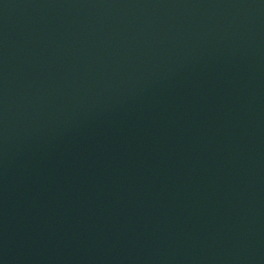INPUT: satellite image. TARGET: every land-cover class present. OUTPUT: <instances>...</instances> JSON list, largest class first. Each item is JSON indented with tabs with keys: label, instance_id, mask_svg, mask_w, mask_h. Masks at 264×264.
<instances>
[{
	"label": "water",
	"instance_id": "water-1",
	"mask_svg": "<svg viewBox=\"0 0 264 264\" xmlns=\"http://www.w3.org/2000/svg\"><path fill=\"white\" fill-rule=\"evenodd\" d=\"M0 264H264V0H15Z\"/></svg>",
	"mask_w": 264,
	"mask_h": 264
}]
</instances>
